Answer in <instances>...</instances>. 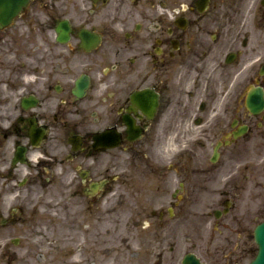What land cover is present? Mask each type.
I'll return each instance as SVG.
<instances>
[{
  "label": "flooded vegetation",
  "instance_id": "af4514ba",
  "mask_svg": "<svg viewBox=\"0 0 264 264\" xmlns=\"http://www.w3.org/2000/svg\"><path fill=\"white\" fill-rule=\"evenodd\" d=\"M251 92L264 0H0V264H250Z\"/></svg>",
  "mask_w": 264,
  "mask_h": 264
},
{
  "label": "water",
  "instance_id": "95a60500",
  "mask_svg": "<svg viewBox=\"0 0 264 264\" xmlns=\"http://www.w3.org/2000/svg\"><path fill=\"white\" fill-rule=\"evenodd\" d=\"M257 234L261 245V253L253 264H264V226L258 228Z\"/></svg>",
  "mask_w": 264,
  "mask_h": 264
}]
</instances>
